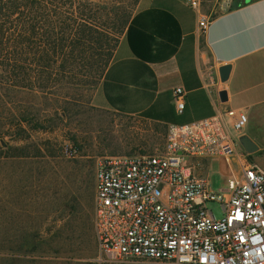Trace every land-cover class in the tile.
<instances>
[{"label": "built area", "instance_id": "obj_1", "mask_svg": "<svg viewBox=\"0 0 264 264\" xmlns=\"http://www.w3.org/2000/svg\"><path fill=\"white\" fill-rule=\"evenodd\" d=\"M195 12L198 33L213 16L201 0H177ZM233 0H222L228 11ZM215 68L204 76L213 116L171 125L161 154L113 156L95 168L93 230L98 264H264V170L248 161L238 142L247 126L243 109L225 108ZM184 91H173L175 111ZM237 158L238 174L212 190L194 161ZM209 203L219 205L217 220ZM240 214H243L241 218Z\"/></svg>", "mask_w": 264, "mask_h": 264}, {"label": "rangeland", "instance_id": "obj_2", "mask_svg": "<svg viewBox=\"0 0 264 264\" xmlns=\"http://www.w3.org/2000/svg\"><path fill=\"white\" fill-rule=\"evenodd\" d=\"M45 1L50 19L56 13L73 25L69 28L73 31L66 33L69 42L57 48L75 50L73 60L61 65L65 63L77 75L81 48L71 47L70 41L73 34L75 39L81 37L80 21L96 29L99 41L102 36L107 41L120 38L139 0H70L72 5L69 0ZM82 3L87 7L81 16ZM102 44L96 48L104 51L108 46ZM94 92L68 105L66 115L60 110L65 106L61 96L17 91L5 98L13 104L16 123L22 110L31 107V125L40 128L28 130L29 140L10 143L12 149L0 145V264H96L93 199L97 162L104 157L163 152L166 131L160 125L99 109L92 102ZM224 167L213 160L208 169L197 166L195 172L208 177L211 189L218 191L228 181L222 175ZM208 209L217 220L222 218L216 203H209Z\"/></svg>", "mask_w": 264, "mask_h": 264}, {"label": "crops", "instance_id": "obj_3", "mask_svg": "<svg viewBox=\"0 0 264 264\" xmlns=\"http://www.w3.org/2000/svg\"><path fill=\"white\" fill-rule=\"evenodd\" d=\"M221 1L201 0V11L213 20L208 31L199 34L195 12L181 2L139 0L92 102L99 109L155 123L167 131L171 125L213 116L203 81L214 67L219 92L227 94L224 107L243 109L247 115L242 135L258 146L248 161L264 170V0H233L228 11L219 10ZM224 65L231 70L221 83L218 69ZM176 88L185 94L181 114L173 105ZM213 160L225 166L223 177L238 174L236 157L230 164L214 158L198 159L196 165L206 170Z\"/></svg>", "mask_w": 264, "mask_h": 264}, {"label": "trees", "instance_id": "obj_4", "mask_svg": "<svg viewBox=\"0 0 264 264\" xmlns=\"http://www.w3.org/2000/svg\"><path fill=\"white\" fill-rule=\"evenodd\" d=\"M69 3L72 5L70 0ZM84 7L87 5L83 3L79 5L81 16ZM54 17L50 19V11L45 0H0V145L2 147L12 149L10 143L29 140L31 135L28 130L40 128L36 124L34 127L31 125L33 123L29 118L32 113L31 107L22 110L19 122L16 123L13 104L5 102V98H11L17 91L25 94L38 92L46 97L61 96L65 106L60 110L66 115L65 108L68 105L82 102L87 98L90 90H96V84L99 85L112 60L120 38L114 37L107 41L102 36L99 41L96 39V29L81 20L77 29H82L81 37L76 36L75 39L73 34L70 41L71 47L81 48V70L75 75L74 69L65 63L61 65L63 61L73 60L75 54L72 48L69 51L57 48L59 44L64 46L69 42L66 33L73 31L69 29L73 28V25H69L71 23L69 19L62 20L56 13ZM99 42L101 46L105 43L108 47L104 51L100 47L96 48ZM6 137L9 138L8 141Z\"/></svg>", "mask_w": 264, "mask_h": 264}, {"label": "water", "instance_id": "obj_5", "mask_svg": "<svg viewBox=\"0 0 264 264\" xmlns=\"http://www.w3.org/2000/svg\"><path fill=\"white\" fill-rule=\"evenodd\" d=\"M230 70H231L230 65H224L219 67L218 74L221 83H225L228 80ZM219 98L221 102H226L227 101L226 91H220ZM238 142L240 144V147L249 155L254 154L258 151V146L247 135H241L238 138Z\"/></svg>", "mask_w": 264, "mask_h": 264}, {"label": "snow or ice", "instance_id": "obj_6", "mask_svg": "<svg viewBox=\"0 0 264 264\" xmlns=\"http://www.w3.org/2000/svg\"><path fill=\"white\" fill-rule=\"evenodd\" d=\"M241 218H243V214H240Z\"/></svg>", "mask_w": 264, "mask_h": 264}]
</instances>
